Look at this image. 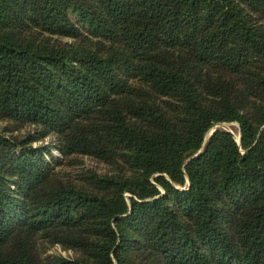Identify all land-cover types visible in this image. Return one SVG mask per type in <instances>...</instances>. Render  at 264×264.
Instances as JSON below:
<instances>
[{
  "label": "trees",
  "instance_id": "16d2710c",
  "mask_svg": "<svg viewBox=\"0 0 264 264\" xmlns=\"http://www.w3.org/2000/svg\"><path fill=\"white\" fill-rule=\"evenodd\" d=\"M0 120V264H264V0H0Z\"/></svg>",
  "mask_w": 264,
  "mask_h": 264
},
{
  "label": "rangeland",
  "instance_id": "374dc122",
  "mask_svg": "<svg viewBox=\"0 0 264 264\" xmlns=\"http://www.w3.org/2000/svg\"><path fill=\"white\" fill-rule=\"evenodd\" d=\"M8 123L4 120H0V130L3 129L5 126H7ZM216 128H222L225 129L229 132H231L238 142L239 136H240V127L237 122H222L219 124H216L213 126L206 134V137H208ZM33 132V126L31 125H26L18 130H7L6 133L17 136V137H22L25 136L27 133H32ZM240 142V141H239ZM238 142V143H239ZM56 143V138L53 134H49L42 139L33 142V146H38V145H46L50 146L52 149V153L55 156L61 157L59 160L57 166L55 167V170L62 176L66 178H70L73 182L79 183L78 176L85 171H95L99 174L103 173H110L111 169L109 165L104 163L103 161H100L94 157L87 156V155H76L73 157L65 158L62 159V155L57 151V149L54 147ZM42 256H63L65 258H70L74 257V251L72 249H66L62 247L59 244H54L52 246L44 247L41 249Z\"/></svg>",
  "mask_w": 264,
  "mask_h": 264
},
{
  "label": "water",
  "instance_id": "95a60500",
  "mask_svg": "<svg viewBox=\"0 0 264 264\" xmlns=\"http://www.w3.org/2000/svg\"><path fill=\"white\" fill-rule=\"evenodd\" d=\"M206 134H207V133H206ZM211 134H212V133H211ZM211 134H210V135H211ZM210 135H209V136H210ZM209 136H208V137L205 136V138H204V142L209 138ZM239 141H240V136H239V140H238V142H239ZM201 151H202V149H200V150H199L196 154H194L192 157L196 156V155L199 154ZM192 157H191V158H192Z\"/></svg>",
  "mask_w": 264,
  "mask_h": 264
}]
</instances>
